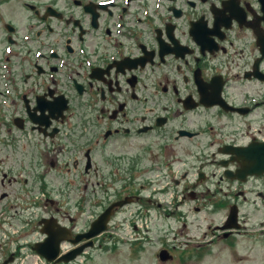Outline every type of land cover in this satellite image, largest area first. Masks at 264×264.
Returning <instances> with one entry per match:
<instances>
[{"label": "flooded vegetation", "instance_id": "obj_1", "mask_svg": "<svg viewBox=\"0 0 264 264\" xmlns=\"http://www.w3.org/2000/svg\"><path fill=\"white\" fill-rule=\"evenodd\" d=\"M199 81L213 105L200 102ZM263 116L264 0H0V229L42 198L44 209H64L75 235L88 199L80 196L73 218L74 171L96 178L75 187L99 195L96 216L115 201L144 224L157 210L182 228L185 213L203 215L209 253L163 245L154 264H193L218 247L237 252L244 238L264 243V174L242 177L244 160L218 152L263 142ZM129 137L141 149L129 157L110 150ZM195 138L204 142L190 153L198 164L182 169L173 148ZM52 172L64 179L61 201L46 191ZM169 192L179 201L166 214L157 196ZM124 212L113 210L103 238H114L110 223L125 224Z\"/></svg>", "mask_w": 264, "mask_h": 264}, {"label": "rangeland", "instance_id": "obj_2", "mask_svg": "<svg viewBox=\"0 0 264 264\" xmlns=\"http://www.w3.org/2000/svg\"><path fill=\"white\" fill-rule=\"evenodd\" d=\"M248 89L249 88L247 89L245 88V90H248ZM202 118H203V123H206L208 121L207 114H205L204 117ZM224 123H225L224 124L225 127L229 129L232 128V126L229 125L227 122H224ZM187 124L190 125L191 127H196V125L199 124V121L191 119L190 121H187ZM113 142L114 144L110 145V150L116 149V153H121L125 157H129L130 155L133 154V152L137 149L135 145L136 146L138 145L137 147L139 149H141L143 145L142 140L139 138L136 139V137H129L125 139L120 138L118 143H116L115 141ZM199 143L201 145L198 146ZM202 143L204 142L197 138L184 139L180 141L179 145L174 146L173 150H174L175 155L179 154V158L183 159L182 167L185 166L187 159L190 160V158L192 157L190 156L191 151H193V155L195 154L196 151H194L193 148L195 149L196 147H198L197 151H200L201 147L204 146L202 145ZM158 146L159 144H155L154 146L155 154L157 152L159 153L160 147ZM28 154L29 156H28L27 162L30 164L32 156L30 153ZM155 154L152 153L151 164H156L158 166V163H161L162 161H159V158H157ZM165 161H169V160L166 159ZM93 164H96V159L93 161ZM8 165H11L9 166L10 169L12 168V166L14 167L17 166L16 162H10ZM14 167L12 168L13 170L15 169ZM171 168L175 169V166L173 165ZM85 179L88 180L89 184L95 183L96 181L95 177L85 178V177H82L81 175L77 176L76 172L74 171L71 172V175L68 177V181H67L68 183H70V187H71V192H70L71 197L67 205L71 207L70 210H73V213H71L72 217L79 216L80 196L85 194L86 198L88 199L85 205V210L87 211L86 215L85 216L82 215L81 219H78V221H76L75 228L77 230L88 228L91 218L95 217L98 211L97 210V207H98L97 200H98L99 195L96 192H94L90 188L86 192L83 191V193L75 190V187L77 185L81 186L83 184V183L81 184L80 181L83 182ZM45 182H46V191L49 193V195L51 194L50 197L60 199V201L63 200L61 199L60 193L57 192V189L64 187V184H63L64 179L59 178L55 173L52 172L48 177H46ZM39 185L41 186V182L38 184V186ZM36 190L38 191L37 187H36ZM38 193L42 195L41 191H39ZM175 195L176 194H172V193L171 194L167 193L165 195H158L160 197L159 199L162 204L166 202L168 203V205L166 206L165 204L162 205L164 208H167V211H165L166 214L174 211L173 207L175 203L171 201L170 199H171V196H175ZM193 205H194L193 203L187 201V207H192ZM44 207L45 206L43 205V201L41 200L37 207L39 216H42V215L49 216L50 214H54L55 216L59 218L62 224H65V225L68 224V222L65 220H62L59 215V213L63 212V208L59 210V213L55 214L53 210L50 211V210L44 209ZM46 207L49 208V205H46ZM123 207H124L125 212L122 215H125V217L126 216L128 217V212L130 211L132 207L126 206V205ZM29 210L24 209L23 211H20L21 216L25 218L26 221H30L32 219V216H27L29 214ZM157 211L158 212L154 214L152 219L147 221L148 224L145 223L146 227L152 229L151 233H149L150 235L148 234L145 237V239L144 238H142L141 240L132 239L133 241L131 242H135L133 244L129 242L131 239H128L129 241H125L122 239L118 241V240H107L106 238H103V239L99 238L100 240L99 239H98L99 241L96 240L94 247L85 249V252H84L85 254H82L81 256L75 258L74 260L71 261L70 264H149L150 262L151 264H154L155 253L162 247V244L164 241L170 242L169 247L170 249H173L174 252L176 250L185 251V248L192 250L193 248H195V245H199L202 247V245L205 243V242H199L197 241V239L196 241H194L192 238V236L194 235L195 236L201 235L207 229L208 222H206V220L201 221V219L204 218L201 213L197 214L194 211H191L189 213L190 215H187V217L190 216L191 221H188L186 223V228L185 227L182 228V225L180 223H175L173 220H168L162 217L160 211L159 210ZM13 212H14V209L10 210L8 216L12 215ZM32 213H34L33 210H32ZM84 217H86V222L84 221ZM194 219H197V220H194ZM113 220L111 221V223L113 222ZM138 224H139V227H142L141 233H145L144 231L145 226L144 225L142 226V223H138ZM22 225L25 226V228L27 229L22 231L23 234L20 235L21 237L23 235V239L17 242V243H20L19 244L20 246L17 247V244L15 245L14 256L20 260V264H21L22 258H25L26 256H29V257L25 259V264H35V262L39 258L33 255V253L30 250L29 244L33 240L32 238H34L35 240H39L41 239V236L34 235L37 232L36 230L37 227L34 222H31L29 225L28 224L27 225L22 224ZM20 226L21 224L16 226L15 222L13 221L10 224H7V225L5 224L3 228H6L7 230L11 231V234H13L12 231L19 229ZM32 228H34V231H32ZM129 229L131 230L130 226L124 225L123 235L128 234ZM2 231L3 230L0 231V235L2 234ZM187 233H190V234H187ZM175 234H179L180 236H183V239H181L180 237H177ZM186 234L190 236L191 238L186 236ZM3 236H5L4 233H3ZM164 237L165 239H168V240L163 239ZM206 240L207 239H203V241H206ZM224 249L225 248L218 247L215 249V252L213 255L209 254L206 257H204V259L203 257H197L195 255L196 256L195 260H191V261L193 262V264H264V243L262 242L257 243L255 241H252L251 239L244 238L243 243L242 242L240 243L237 252H236V249L235 251L233 250L228 251ZM130 254H135L137 255V257L133 259L130 257Z\"/></svg>", "mask_w": 264, "mask_h": 264}, {"label": "water", "instance_id": "obj_3", "mask_svg": "<svg viewBox=\"0 0 264 264\" xmlns=\"http://www.w3.org/2000/svg\"><path fill=\"white\" fill-rule=\"evenodd\" d=\"M140 63L143 65V61H136L131 62L136 64ZM198 88L201 93L200 102L204 105H213L212 102H207V97L204 95V91L206 87L209 85L201 84L200 81L198 82ZM217 101H219L217 97ZM64 105H61V109ZM189 135V133L184 132L181 135ZM223 152L230 153L236 155L235 160L241 158L244 160L243 167L248 165V169L245 173H259L264 170V142L260 144H249L247 148H240V147H226L222 150ZM244 173V175H245ZM124 202H116L108 207L102 214H100L89 226L88 230L85 233L78 234L75 236V239L71 238V233L64 227H60L56 220L53 218L50 219H41L39 221V225H41L40 232L45 235L43 241L36 243L32 250L43 257L47 262H69L70 260L74 259L76 255H79L84 248L92 245V238L96 237L100 233L106 230V224L109 220V217L112 213V209L115 206H122ZM80 240H87V243H84L75 249H72L68 253H65L58 257L59 255V244L62 241H69L73 244H76ZM163 258V256H162ZM3 264H6L4 262Z\"/></svg>", "mask_w": 264, "mask_h": 264}]
</instances>
